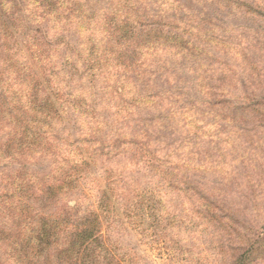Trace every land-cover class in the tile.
Here are the masks:
<instances>
[{
	"label": "trees",
	"instance_id": "obj_1",
	"mask_svg": "<svg viewBox=\"0 0 264 264\" xmlns=\"http://www.w3.org/2000/svg\"><path fill=\"white\" fill-rule=\"evenodd\" d=\"M209 1L258 16L255 0ZM217 27L211 18L183 13L175 0H0V264H140L126 259L109 237V229L122 218L148 244L163 243L172 253L176 245L184 249L179 242L192 240L191 229H201L219 264H264V220L258 230L250 227L223 192L229 186L225 179L189 180L183 141L165 143L156 134V115L136 117L150 146L143 138L123 140L136 148L138 163L154 172L156 189L125 190L120 171L106 165L104 172L111 174L93 204L80 211L69 202L78 192L95 189L89 161L95 163L98 155L92 154L99 151L92 137L72 138L59 128L70 104L87 116L96 87L114 85L115 75L123 82L122 91L131 88L136 96L129 109L134 116L152 99L173 102L172 132L184 131L189 106L202 109L214 123L223 120L231 135L248 133V127L263 135V121L241 122L244 115H260L257 108L264 104L249 99L245 84L237 89L230 63L204 57L232 50L230 41L214 36ZM70 29L76 31L74 47L64 36ZM244 61L237 66L247 68ZM174 71L192 76L198 99L187 102L183 81L158 87V74ZM182 116L183 124L178 121ZM190 119L195 126L197 121ZM38 158L49 160L46 172L26 168ZM257 175H264L261 167ZM161 190L181 195L192 218L168 209ZM183 251L187 264H204L193 248Z\"/></svg>",
	"mask_w": 264,
	"mask_h": 264
},
{
	"label": "rangeland",
	"instance_id": "obj_2",
	"mask_svg": "<svg viewBox=\"0 0 264 264\" xmlns=\"http://www.w3.org/2000/svg\"><path fill=\"white\" fill-rule=\"evenodd\" d=\"M91 1L97 2V0ZM175 1L181 11L190 17L211 18L214 24L218 25L214 36L219 41L220 39L230 41L232 50L228 51L222 48L218 49V52L211 51L204 55L205 59H209L212 55L218 63H230L233 66L234 74L231 76L232 81L237 89L245 84L249 99L264 104V18L262 20L258 17L264 15V0H255L258 1L255 4L259 5L255 9L258 16L255 12L247 13L244 8L239 10L232 6L231 9H228L224 6H217L209 0ZM41 27L46 29V23ZM75 32L74 29H70L64 34L66 41L73 47L77 45ZM228 53H230V58L227 56ZM242 59L245 60L244 64L247 68L237 66L236 62L239 63ZM219 76L226 79L224 73H219ZM191 78L192 76H189L185 71L183 74L180 71H174L168 74L164 72V75L159 73L156 81L158 87L161 85L165 89L178 85L181 81L183 84L185 82V90L184 86L182 89L189 103L200 97L193 86L194 83H191ZM135 80L132 79L131 82L135 91H138ZM113 81L114 85L106 83V85L109 84L105 85L109 87L107 89L106 87L102 88L103 86L96 87L94 95L97 97H94L95 102L94 106L90 108L91 110H87V116H82V112L75 109L73 104L68 105L65 112L67 114L59 128L70 134L72 138L81 137L82 134L86 139L92 137L91 144L96 145L95 152L99 151V154L97 152L92 154L93 156L98 155L94 157L96 158L95 163L92 162V159L89 161L92 166V181L90 183L94 185L95 189L86 188L78 192L70 198V206L84 211L93 204L98 197V191L104 189V179L110 177L111 172H104L106 165H111L110 167L113 166L115 170L120 171V175L125 179L127 185L125 190L156 189L154 172L149 167L138 163L136 148L134 150V147L123 144L125 138H135L136 140L143 138L144 140H141L150 146V139L142 134V124H139V120L136 121V117L139 114L138 117L146 119L156 115V117H160V127L157 126L159 130L156 131V134L160 135L163 140L165 139V143H170L171 139L183 141L184 164H186L184 171L187 172L188 179L194 180L196 184L225 179L229 186L227 185L223 192L233 199L234 205L243 213L250 227L258 230L264 220V175H257L258 168L261 167L264 171V131L263 135H258L257 129L248 127V133L237 132L231 135L228 125L223 120L214 123L210 115L204 113L202 109H192L191 111L188 106V119L185 118L184 131L176 129L172 132V124L169 120L173 118L171 115L174 108L173 102H168V99L156 102V99H152L153 104L149 107L148 105L142 106L148 108L135 110L136 116H134V109L132 113L129 112L132 101L136 99L134 92H131V88L127 94L122 91L123 82L116 75L111 80V82ZM117 87H120L121 91L111 93L112 90L116 92ZM201 97L203 96L201 95ZM257 109L260 115L254 117L244 115V122L241 123L248 122L249 125H254L259 119L263 121L262 125H264V107ZM183 118L182 116L178 120L181 121V124H183ZM190 118L197 121L195 126L192 125ZM132 120L136 122L132 123ZM156 145L154 144V146ZM101 150L105 155L100 156ZM161 155L164 156V151L159 153V157ZM208 161L215 163V166H210ZM25 165L31 171L46 172L49 160L38 158ZM161 192V198L168 209L170 208L173 213H177L184 219L192 218L181 195L171 190L167 193L162 190ZM256 204L260 208L256 209ZM200 230L191 229L189 235L192 240L179 242V247H184V249L179 250L176 245L177 250H172L174 254L163 243L148 244L123 218L115 222L109 229V237L118 244L127 256L126 259H137L140 264H187L181 252L187 250L188 247L191 250L193 248L196 254L202 255L201 260L204 261V264H219L217 258L208 252L204 237L199 233Z\"/></svg>",
	"mask_w": 264,
	"mask_h": 264
}]
</instances>
